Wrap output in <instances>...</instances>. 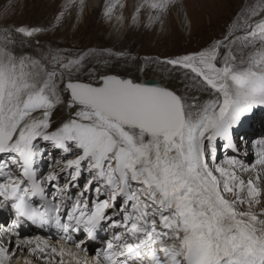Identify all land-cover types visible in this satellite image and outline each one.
<instances>
[{
    "label": "snow or ice",
    "instance_id": "6c2138e0",
    "mask_svg": "<svg viewBox=\"0 0 264 264\" xmlns=\"http://www.w3.org/2000/svg\"><path fill=\"white\" fill-rule=\"evenodd\" d=\"M242 30L164 61L185 70V87L207 93L204 101L117 75L83 82L85 55L32 60L0 50V197L18 216L48 222L55 213L57 226H82L90 238L115 229L96 264H264V177L245 179L252 169L234 157L217 160V142L237 152L234 126L264 107V0ZM61 108L68 116L57 120ZM49 146L59 167L41 175ZM259 157L264 171V150Z\"/></svg>",
    "mask_w": 264,
    "mask_h": 264
},
{
    "label": "rangeland",
    "instance_id": "374dc122",
    "mask_svg": "<svg viewBox=\"0 0 264 264\" xmlns=\"http://www.w3.org/2000/svg\"><path fill=\"white\" fill-rule=\"evenodd\" d=\"M100 1L98 7H92L90 0H0V50L10 49L22 57L34 54L40 60L56 54L73 59L85 55L84 67L77 73L83 82L94 83L103 74H117L140 82L158 74L160 83L178 93L210 99L207 93L186 88L192 81L184 75L185 70L164 61L204 50L216 41L228 43L225 37L230 33H234L231 39L243 35L244 20L251 7L259 2L166 0L168 8L161 10L150 7L158 0ZM113 5L116 11L108 15L107 10ZM116 16L123 17L121 35L112 33ZM20 27L40 31L28 37L16 31ZM234 50L238 56L242 55L238 45ZM249 51L245 49L243 55ZM140 67L145 69L143 77L139 75ZM67 116L68 110L61 108L56 119ZM249 133V129L237 130L234 126L233 141L238 148L243 149L242 141L248 140L254 130ZM222 144L217 142L218 162L234 157L244 166L251 163L244 160V154L225 150ZM48 153L39 163L41 175L59 167L55 161L61 158V153L50 146ZM86 179L85 172L80 183ZM76 191L73 189V194Z\"/></svg>",
    "mask_w": 264,
    "mask_h": 264
},
{
    "label": "bare ground",
    "instance_id": "6f19581e",
    "mask_svg": "<svg viewBox=\"0 0 264 264\" xmlns=\"http://www.w3.org/2000/svg\"><path fill=\"white\" fill-rule=\"evenodd\" d=\"M100 2V0H90L92 7H98ZM115 11L116 5H113L107 10V14H114ZM81 13L84 12L81 11ZM71 16V14L68 15L69 18H71ZM114 18L116 22L112 33H118L119 35L124 31V28H122L123 17L116 16ZM8 50V52L18 58L22 57L17 53H13L12 50ZM25 58L40 60L39 57L34 54L26 55ZM144 73L145 69L140 67L139 75L143 77ZM151 79L157 82L160 81L158 74L151 76ZM141 81L147 80L143 79ZM202 98L203 97H201L202 101L208 100L207 98ZM235 129H249L251 133L254 130V133H249L251 135L248 140L245 139L242 141L243 149L239 147L236 152L237 154H244V160L249 163L251 162L248 166L245 165L244 167L251 168L252 170L250 172H241V175L245 179L255 177L257 174L264 177V171H262L261 166L257 163L260 158V151L264 150V107L255 108L253 113L242 118V124L235 126ZM258 183H260L261 187H264V182L258 181ZM0 202H3L5 206L0 213V249L4 250L3 253H0V256L7 257L4 259V264H82L84 259L76 254L75 249L69 247L76 236L72 228H69V231L65 232L50 228H48L47 231H41L31 228L21 216H17V226H12V224H8L7 222L9 215L16 214L15 209L11 207L12 201L3 200V197H0ZM37 202H40L39 198L34 197L32 203ZM257 211L259 210L257 209ZM65 242L69 245L64 244ZM54 248L57 250L55 253L52 251ZM40 249H43V252H41ZM88 264H96V261L90 260Z\"/></svg>",
    "mask_w": 264,
    "mask_h": 264
},
{
    "label": "water",
    "instance_id": "95a60500",
    "mask_svg": "<svg viewBox=\"0 0 264 264\" xmlns=\"http://www.w3.org/2000/svg\"><path fill=\"white\" fill-rule=\"evenodd\" d=\"M108 75H117V74H108ZM119 76V75H117ZM122 78V77H121ZM127 79H132L130 77H126ZM141 83H146V84H149L150 86H164L166 87L165 85L161 84L160 82H157L156 80H153V79H148L147 81H141ZM169 88V87H168ZM171 89V88H170Z\"/></svg>",
    "mask_w": 264,
    "mask_h": 264
}]
</instances>
